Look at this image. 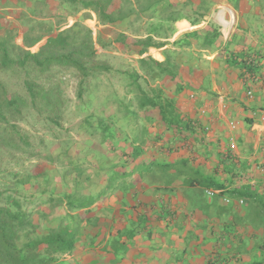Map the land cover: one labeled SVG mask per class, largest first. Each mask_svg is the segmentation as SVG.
<instances>
[{
  "label": "crops",
  "instance_id": "obj_1",
  "mask_svg": "<svg viewBox=\"0 0 264 264\" xmlns=\"http://www.w3.org/2000/svg\"><path fill=\"white\" fill-rule=\"evenodd\" d=\"M226 6L237 22L227 39H216V11ZM185 15L168 37L154 38L156 43L143 50L133 44L128 59L122 51L103 57L113 69L99 82L110 87L102 86L94 101L73 103V111L78 106L79 113L89 110L94 124L102 119L125 133L105 138L99 129L94 135L82 129L81 149L65 148L63 164L61 158L56 162L68 173L62 181H51L55 192L33 197L39 200L32 213L39 236L57 237L56 220L74 232L72 247L57 251L56 264H264V0H195ZM0 17L9 18L7 12ZM75 21L95 37L102 32L92 28L100 23L91 10L69 18L64 28ZM18 24L15 43L23 46L26 29ZM46 37L29 50L35 52ZM109 45L120 49L118 43ZM95 47L98 54L103 49ZM223 50L256 52L255 71L245 72L238 59L225 60ZM144 57L176 67L162 78L137 69L143 91L135 83L128 90L118 69L127 62L137 67ZM141 100L145 116L127 123L117 113L120 103L139 109ZM169 110L171 117L163 113ZM87 115L71 125L79 126ZM230 120L237 122L233 131ZM126 141L130 148H121ZM76 152L84 154L79 181L72 166ZM73 184H79L81 197L92 200L70 201ZM206 187L217 194L202 202ZM225 194L231 202L223 200Z\"/></svg>",
  "mask_w": 264,
  "mask_h": 264
},
{
  "label": "trees",
  "instance_id": "obj_2",
  "mask_svg": "<svg viewBox=\"0 0 264 264\" xmlns=\"http://www.w3.org/2000/svg\"><path fill=\"white\" fill-rule=\"evenodd\" d=\"M6 2L13 6L16 4L26 7L29 15L19 11L16 17L26 29L23 46L15 43V33L8 27L9 20L0 17V74L9 73L12 78L18 74L16 77L21 78L20 83L14 84V90H10L8 83L0 79V264H56L57 251L71 248L73 235L68 237L65 231L59 229L56 231L57 237L50 234L39 236L32 218L35 204L33 210L26 207L28 202H35V195L42 198L46 193L55 192L51 185L54 176L49 169L40 173L32 170L31 173L21 163L33 158L55 160L61 158L62 153L52 155L53 151H50L42 155L43 152L34 147L31 134L23 131L19 124L28 122L27 117H31L45 128L48 135L56 138L57 130L64 128L69 100L62 87L63 82L55 79L57 75L69 71L76 78L75 98L79 104L89 103V98L105 86L99 82L101 75L106 76L113 69L106 59L99 57L96 43L106 48L115 42L125 52L134 49L135 44L143 50L156 43L154 38H166L172 34L175 21L186 16L185 12L192 9L195 0H118L116 7H112L114 0H53L57 4L54 8L61 9L64 16H74L80 11L91 10L101 25H123L125 29L112 32L113 40L108 42L103 40L101 32L94 37L92 30L79 21L56 30L49 21L38 19V14H44V9L48 8L49 0ZM38 5L40 11H36ZM3 23H6L7 28ZM213 31L212 37H222L219 29ZM130 35L135 37L134 42ZM43 36H47L45 41L35 52L30 51L29 47L39 42ZM256 55V52L250 55L243 50L234 53L222 51L225 60L233 58L242 62L245 72L255 71ZM124 65L118 69L119 74L124 75V87L129 90V86L135 83V88L141 91L143 88L137 83L141 75L137 69L151 74L153 78H162L163 74L176 67L168 60L158 62L151 57L139 59L137 67L129 62ZM144 104L145 101L141 100L139 109H135L130 103H120L121 109L117 113L121 112V117L130 123L137 117L145 116ZM163 113L170 117L174 115L170 110ZM87 116L77 126L84 133L94 135L99 129L101 135L107 138L116 132H123L122 127L117 125L116 129L112 122L104 123L100 119L94 124L90 120L93 115ZM143 129L145 126H142L141 130ZM44 141L39 139L38 144ZM124 147L130 148L129 141L121 144V148ZM6 165H10L12 169ZM75 168V180L79 181L80 165ZM208 187L204 190L205 194L207 198H212L217 194V189ZM231 198L229 194L223 196L226 203L231 202ZM50 201L53 202V199L49 198ZM61 202L59 198L54 204L59 206Z\"/></svg>",
  "mask_w": 264,
  "mask_h": 264
},
{
  "label": "rangeland",
  "instance_id": "obj_3",
  "mask_svg": "<svg viewBox=\"0 0 264 264\" xmlns=\"http://www.w3.org/2000/svg\"><path fill=\"white\" fill-rule=\"evenodd\" d=\"M5 1L6 0H0V14L3 13V15H5L6 12L8 13V16H9L8 20L10 22L8 24L9 25L8 27H9V29L13 30L15 35H17L20 25L18 24L16 17L18 16L19 11L27 12V15H29V12L27 11L26 7H22V6L16 5V4L13 6V5H10V3H7V2L5 3ZM9 1H11L12 3L16 2V0H9ZM117 1L118 0H114L112 7L117 6ZM54 4L55 3L53 2V0H49L48 8L44 9V14H38V19L44 20V21H49V23H51V25L54 29L60 30V29H63L64 26H67L66 24L68 23L69 18L74 19V16H76V14L74 16H69V15L64 16L62 14L61 9H55L54 8V6L55 7L57 6V4H55V5ZM31 6L32 5H29V7H31ZM4 7H8L9 9L5 10L6 8L4 9ZM37 8L38 9H36V11L41 10L39 8V5ZM53 13L55 15H52ZM35 19H37V18H35ZM31 23H32V21H31ZM88 23L91 25L95 24L94 21L93 22L90 21ZM3 25L5 28H7L6 23H3ZM18 25H19V27H18ZM98 25H100V24H97V29H96V25L93 26L92 28L95 29V32L96 31H102L101 32L102 37H103V40H105V42L108 39L110 40L112 38V35H111L112 32L122 31L125 29L123 25H120V26L114 25V26H110V27L107 26V27H100V28H98ZM105 31H107V32H105ZM1 32H2V30H0V33ZM29 35L32 36V34H30V33H29ZM107 35L108 36L110 35V36L107 37ZM93 36L95 37V33H93ZM14 41H15V39H14ZM110 46H113V45H110ZM114 47L116 49H111V47H108V46L106 48H103L101 51H99V56L101 58L105 57L107 59H111V57H113V55H115V54H112V52L118 53V54L121 53V51L125 52V51L121 50L122 49L121 45H118V47L120 48L119 51L117 50V47L115 45H114ZM34 48H32L33 51L35 50ZM124 55L127 57V59L130 57L129 52H126V54H124ZM114 63L116 65H117V63L121 64V62H118L117 59L115 60ZM16 76H13V78H12L9 73H5V74H0V79L3 80L4 82L8 83L10 90H14L15 89L14 84L17 82H19V83L21 82V78H17ZM55 79L61 80L63 82L62 87L64 88L65 94L70 101V103H67V108L68 107L69 108L66 111V120L64 123V128L57 130V132H56L57 137L55 138L52 135H48L45 128H43V126L40 123H36L35 120L31 117H27L28 122H22L19 125L23 129V131H27L31 134V139L34 142V147H36V149H39V151H42L43 152L42 155H45L46 153H48L50 151L51 152L53 151L52 155H55L56 153L61 152L62 158H63V156H65L64 155L65 153H63L64 152L63 150L65 148L70 150L71 152L77 151L78 149H81L82 141L84 140V138L82 137L83 133L81 132V130L77 129V126L71 125V123H73V122L76 123L78 118H82L83 116L87 115L90 111L86 110V111L79 113L81 111L79 106L77 107L76 111H73V109H74L73 103L78 102L77 99H74V89H75L76 78L73 77L69 71L57 75L55 77ZM100 80L102 81V79H100ZM104 85H109V87H110L109 83H104ZM112 87H113V84L111 85V88ZM123 92H124V90H122V89H120L118 91L119 94H122ZM96 98L97 97L94 94L93 97L89 98V101L90 100L94 101ZM71 101H73V102H71ZM39 139H44L45 141L42 144L41 143L38 144ZM47 144H48V146H44ZM84 144H85V142H84ZM82 154H83L82 152H80V153L76 152V157L78 160L72 162V166H76V165L81 164V158H83V155H84V154L83 155ZM62 158H61V161L63 164ZM66 159H68L67 155H66ZM59 160H60V158L55 159V160H53V158L51 160H45L42 158H33L32 160H27V161L25 160L23 164L21 163V166L26 168V170H28L31 173H32V170L35 173H40V172H43L44 170H47L49 168L56 167L58 165L56 162ZM6 167H8L9 169H12L10 167V165L9 166L6 165ZM77 171H78V169H77ZM66 172H67V168L65 166L61 165V163H60L59 166H57L56 171L51 172V175L54 176L53 179H51V181L54 182L55 177H57L59 181H62L63 180L62 178H64V176H65L64 174H66ZM72 172H73V170H72ZM79 192H80L79 184H73V187L71 188V192L68 193L69 194L68 197H69L70 201H72L74 204L80 205L82 203H85V202L92 200V198H90L89 200H86L87 198L81 197ZM202 192H203V189H202ZM206 197H208L207 194H205V196L203 195L202 202H205L207 200ZM38 201L39 200L36 198L35 202H38ZM26 207L32 209V208H34V203L28 202ZM32 217H34V214L32 215ZM56 224H57L58 230L60 228L66 232V236H68V237H70V235L74 236V232L72 230H70V229L66 230V228H65L66 225H61V223L59 221L57 222V220H56ZM54 233H56V231H54ZM219 243L220 244H226L227 242L223 241V242H219Z\"/></svg>",
  "mask_w": 264,
  "mask_h": 264
},
{
  "label": "built area",
  "instance_id": "obj_4",
  "mask_svg": "<svg viewBox=\"0 0 264 264\" xmlns=\"http://www.w3.org/2000/svg\"><path fill=\"white\" fill-rule=\"evenodd\" d=\"M216 15L218 17V24H219V31L221 33L222 38L225 40L227 39L230 34L233 32L237 19L233 9L230 7H222L218 8L216 11ZM253 63V61H251ZM246 97H251L252 91L247 90L245 92ZM237 122L234 120H230L228 122L229 130L233 131L236 128ZM235 147L234 140L230 138L229 140V150ZM232 151V150H231ZM210 193L209 191H207ZM238 203L241 204L242 200L239 199Z\"/></svg>",
  "mask_w": 264,
  "mask_h": 264
}]
</instances>
